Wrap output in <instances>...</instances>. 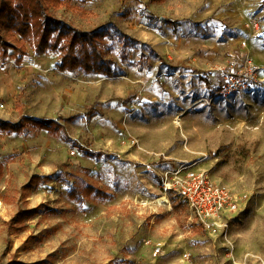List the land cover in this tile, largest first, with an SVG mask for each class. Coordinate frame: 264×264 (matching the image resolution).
I'll list each match as a JSON object with an SVG mask.
<instances>
[{"label":"rangeland","instance_id":"rangeland-1","mask_svg":"<svg viewBox=\"0 0 264 264\" xmlns=\"http://www.w3.org/2000/svg\"><path fill=\"white\" fill-rule=\"evenodd\" d=\"M48 11L71 29H108L112 73L59 69L60 51L27 43L19 63L10 47L0 57V119L58 126L0 131V264H264V0H61ZM245 58L262 82L215 97V69ZM178 160L242 196L247 215L228 242L163 198L155 173Z\"/></svg>","mask_w":264,"mask_h":264},{"label":"trees","instance_id":"trees-1","mask_svg":"<svg viewBox=\"0 0 264 264\" xmlns=\"http://www.w3.org/2000/svg\"><path fill=\"white\" fill-rule=\"evenodd\" d=\"M60 4L61 0H0V57L4 58L7 55L6 47H10L15 62L19 63L26 53L27 43L36 54L48 50L60 51L57 62L59 69L111 74L112 60L105 58L106 50L102 47L103 38L109 34L108 29L102 27L82 31L69 28L61 21L53 19L48 11V7ZM5 35L12 37L13 41H7ZM27 124L48 130L58 127L53 119L23 116L16 122L0 119V131H21Z\"/></svg>","mask_w":264,"mask_h":264},{"label":"built area","instance_id":"built-area-1","mask_svg":"<svg viewBox=\"0 0 264 264\" xmlns=\"http://www.w3.org/2000/svg\"><path fill=\"white\" fill-rule=\"evenodd\" d=\"M261 70L248 58L234 68L218 67L215 71L220 82L214 96L235 95L252 89L263 80L259 75ZM160 166L155 174L163 198L167 201L168 193L181 198L189 218L205 235L228 242L234 223H240L247 215L242 196L225 183L213 180L196 162L178 160L163 162Z\"/></svg>","mask_w":264,"mask_h":264},{"label":"bare ground","instance_id":"bare-ground-1","mask_svg":"<svg viewBox=\"0 0 264 264\" xmlns=\"http://www.w3.org/2000/svg\"><path fill=\"white\" fill-rule=\"evenodd\" d=\"M159 200H160V199H159ZM159 200H158V201H159Z\"/></svg>","mask_w":264,"mask_h":264}]
</instances>
